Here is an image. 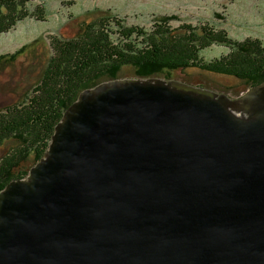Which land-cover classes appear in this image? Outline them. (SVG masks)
I'll use <instances>...</instances> for the list:
<instances>
[{
  "label": "water",
  "instance_id": "95a60500",
  "mask_svg": "<svg viewBox=\"0 0 264 264\" xmlns=\"http://www.w3.org/2000/svg\"><path fill=\"white\" fill-rule=\"evenodd\" d=\"M0 264H264V81L84 89L0 191Z\"/></svg>",
  "mask_w": 264,
  "mask_h": 264
},
{
  "label": "trees",
  "instance_id": "16d2710c",
  "mask_svg": "<svg viewBox=\"0 0 264 264\" xmlns=\"http://www.w3.org/2000/svg\"><path fill=\"white\" fill-rule=\"evenodd\" d=\"M33 1L0 0V33L10 31L27 17L46 19V0L31 10L29 3ZM112 15L107 11L83 23L73 37L53 35L54 54L32 93L0 111V147L11 139L18 143L0 160V191L10 181L27 175L44 156L56 124L84 89L123 77L120 72L125 67L133 69L134 77L164 75L167 79L174 70L199 69L243 79L246 90L264 81V44L258 38L238 41L225 29L207 23L174 27L171 20L178 19L175 15L159 17L151 29L129 25ZM42 39L0 55V65L18 61ZM221 43L230 44L229 53L212 60L203 58L202 50ZM192 84L214 90L204 83Z\"/></svg>",
  "mask_w": 264,
  "mask_h": 264
},
{
  "label": "rangeland",
  "instance_id": "374dc122",
  "mask_svg": "<svg viewBox=\"0 0 264 264\" xmlns=\"http://www.w3.org/2000/svg\"><path fill=\"white\" fill-rule=\"evenodd\" d=\"M39 3L40 0L29 3V9H34ZM45 9L46 19L27 17L10 31L0 33V55L13 53L36 38H44L42 42L30 46L18 61L0 65V111L32 93L54 54L51 46L53 35L73 37L83 23L107 11L129 25L147 29H151L159 17L175 15L178 19L171 20L174 27L182 23L200 27L207 23L225 29L232 39L258 38L264 44V0H46ZM230 50L229 43H221L202 50L201 54L205 60H212ZM120 74L134 77L131 67H125ZM170 75L171 79L187 80L191 84H207L232 98L242 96L248 87L243 79L201 72L199 69L174 70ZM159 77L167 79L164 75ZM16 146L18 143L15 140L5 141L0 147V160Z\"/></svg>",
  "mask_w": 264,
  "mask_h": 264
}]
</instances>
